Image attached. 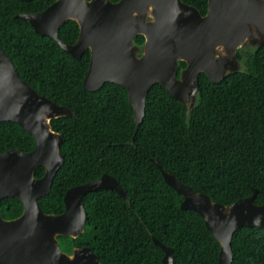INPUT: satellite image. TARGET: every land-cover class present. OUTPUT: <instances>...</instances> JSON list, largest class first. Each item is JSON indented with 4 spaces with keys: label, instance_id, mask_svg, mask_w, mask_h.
Wrapping results in <instances>:
<instances>
[{
    "label": "trees",
    "instance_id": "1",
    "mask_svg": "<svg viewBox=\"0 0 264 264\" xmlns=\"http://www.w3.org/2000/svg\"><path fill=\"white\" fill-rule=\"evenodd\" d=\"M54 1L0 0V48L28 86L76 115L51 121L52 130L62 135L60 152L65 160L50 193L38 204L46 214H61L69 188L104 174L113 177L128 197L106 189L87 193L85 231L76 240L59 237L61 245L67 250L87 246L100 264H162L155 238L174 250V264H217L219 244L198 214L181 210L182 196L166 185L150 159L213 202L229 205L256 189L254 203L262 205L264 45L243 55L242 73L219 84L201 74L200 95L191 112L163 86H152L145 116L136 128L126 89L112 83L97 92L83 89L89 51L74 59L55 40L37 35L27 22L15 18L19 13H40ZM181 1L206 12L207 0ZM78 33V25L66 21L58 36L73 45ZM143 42L142 36L135 38L136 45ZM34 146L33 137L20 126L0 122V154L12 149L28 153ZM43 174V167L34 171L36 178ZM0 209L3 218L15 219L23 205L5 198ZM231 249L232 264H264V229H238Z\"/></svg>",
    "mask_w": 264,
    "mask_h": 264
},
{
    "label": "water",
    "instance_id": "2",
    "mask_svg": "<svg viewBox=\"0 0 264 264\" xmlns=\"http://www.w3.org/2000/svg\"><path fill=\"white\" fill-rule=\"evenodd\" d=\"M29 2L31 0H24ZM42 37H50L74 59L90 52L83 89L97 92L105 83L123 87L133 110L136 128L145 116L146 97L156 84L191 112L200 95L199 76L219 84L243 72L240 50H257L264 45V0H208L205 16L181 0H55L40 13H19ZM66 21L79 27L73 45L64 43L58 31ZM144 38L142 46L134 42ZM186 67L178 74L179 63ZM28 86L12 61L0 48V122H13L35 142L31 152L8 150L0 154V201L15 198L23 205L17 219L7 221L0 209V264H100L88 247L70 255L59 248V236L77 239L85 231L83 197L106 189L127 200L118 182L109 175L69 188L60 215L44 213L38 199L50 193L53 180L64 163L60 152L62 135L52 130L51 121L75 117ZM172 190L182 196L181 210L192 211L203 220L219 244L217 264H232L231 241L242 227L264 229V203L256 205L257 190L232 204L213 202L196 193L150 159ZM44 168L41 178L34 176ZM162 264H174L172 248L155 238Z\"/></svg>",
    "mask_w": 264,
    "mask_h": 264
},
{
    "label": "flooded vegetation",
    "instance_id": "3",
    "mask_svg": "<svg viewBox=\"0 0 264 264\" xmlns=\"http://www.w3.org/2000/svg\"><path fill=\"white\" fill-rule=\"evenodd\" d=\"M184 3V2H183ZM184 4H186V3H184ZM186 5H189V4H186ZM189 6H191V5H189ZM192 7H194V6H192ZM195 8V7H194ZM197 9V8H196ZM207 9H208V0H207V6H206V12L204 13V14H202L198 9V11H199V13L202 15V16H205L206 15V13H207ZM139 36V35H138ZM141 36V35H140ZM137 37V36H136ZM78 38V37H77ZM134 42H135V40H134ZM65 43V42H64ZM144 43V42H143ZM69 45V44H68ZM143 45V44H142ZM141 45V46H142ZM138 46V45H137ZM60 47V46H59ZM249 51H252V50H246V49H244V50H240V51H238L237 52V57H238V55H240L241 57H242V59H243V61L245 60V58L243 57V55L246 53V52H249ZM90 60V59H89ZM181 63V62H180ZM179 63V64H180ZM89 66V65H88ZM186 67V66H185ZM182 69H184V68H180V66H179V70H178V76H179V73H180V71L182 70ZM102 88V87H101ZM104 175H106V174H104ZM121 187V186H120ZM115 192V191H114ZM125 192V191H124ZM118 195V194H117ZM85 196V195H84ZM119 196V195H118ZM84 198V197H83ZM39 200V199H38ZM82 201H83V199H82ZM64 204V203H63ZM40 207V206H39ZM41 209V208H40ZM64 210H65V207H64ZM64 212V211H63ZM62 214V213H61ZM58 215H60V214H58ZM1 216H2V214H1ZM21 216V215H20ZM19 216V217H20ZM19 217H17V218H19ZM2 218H3V216H2ZM17 218H15V219H17ZM4 220H7V221H11V220H14V219H5V218H3ZM85 224H86V222H85ZM82 235V234H81ZM80 235V236H81ZM79 236V237H80ZM59 237H63V236H59ZM59 237L57 238V240H58V242H59V248H60V250L63 252V253H65V254H67V255H70L71 253H72V251L74 250V249H77V248H81V247H87V246H72V247H70V249L69 250H67V249H65L62 245H61V241H60V239H59ZM66 238H68V237H66ZM70 239H72V238H70ZM78 239V238H77ZM73 240H76V239H73ZM89 248V247H88Z\"/></svg>",
    "mask_w": 264,
    "mask_h": 264
}]
</instances>
